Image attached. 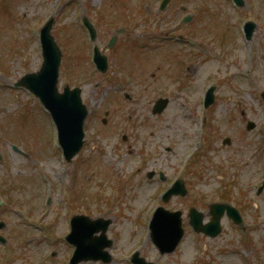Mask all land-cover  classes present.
<instances>
[{
  "label": "rangeland",
  "instance_id": "obj_1",
  "mask_svg": "<svg viewBox=\"0 0 264 264\" xmlns=\"http://www.w3.org/2000/svg\"><path fill=\"white\" fill-rule=\"evenodd\" d=\"M126 1L0 0V199L4 196L9 201L7 211L0 215L6 223L0 233L7 238L6 244L0 243V264L9 262L8 248L14 251L15 258L10 259L13 264H68L72 248L65 234L70 228L69 216L75 212L113 220L108 232L114 239L109 264H131L134 250H140L148 261L161 264L264 263V194L257 196L254 192L256 183L264 179V101L260 96L264 91V0H245L240 8L232 0H171L165 10L159 8L161 0H128L135 5L127 14L132 22L119 34L127 40H123L124 50L117 52L115 62L127 64L134 78L124 79L116 88L117 79L123 80L124 74L111 82L115 78L93 71L86 42L89 38L78 19L87 14L100 21L98 42L106 48L118 30L119 23L112 21L125 19L121 3ZM96 7L101 17L90 11H97ZM187 15H192L193 24L183 22ZM50 16L56 18L53 34L63 50L59 86L79 84L85 100L90 101L91 117L85 126L89 132L83 151L88 159L84 163L79 157L71 163L65 161L60 148H56L51 120L37 110L38 102L31 101L27 92L5 86L40 67L39 31ZM246 19L257 23L249 42L242 40L240 32ZM201 35H205V41ZM139 40L147 47H140ZM167 40H187L196 46L199 41L203 43V49L189 46L196 55L186 51L195 68L186 76L183 88L174 87V66L167 60L174 45L165 43ZM247 68L251 73L245 72ZM114 70L109 76H114ZM211 82L216 86L214 111L218 123L213 151L205 150V140L200 148L204 128L201 133L194 132L201 117V94ZM125 89L132 92V100L123 97ZM160 94L171 102L161 115L154 116L151 103ZM240 109L246 120L255 121V128L248 131L240 122ZM241 126L245 134L240 132ZM123 132L128 135L126 142L121 138ZM226 136L232 140L229 146L221 142ZM13 144L27 151V157L15 152ZM170 147L172 152L167 151ZM194 147L200 149L194 158L205 168L198 166L192 173L189 170L190 197L174 198L167 205L184 211L185 236L177 251L160 254L149 238L148 223L163 184L158 177L146 180L145 173L162 170L169 176L166 182L181 171L186 175V155ZM140 159L142 170L137 174ZM79 170L81 197L75 203ZM226 182L232 183L230 190L238 191L253 184L246 198L251 206L243 211L247 248L243 233L226 219L222 221L223 231L214 239L195 234L188 224L190 204L193 202L207 215V201L202 203L217 199ZM201 194L205 200L198 199ZM48 195L52 203L42 210L41 199L44 202ZM44 211L46 214L39 217ZM53 252L56 254L52 257Z\"/></svg>",
  "mask_w": 264,
  "mask_h": 264
},
{
  "label": "water",
  "instance_id": "obj_2",
  "mask_svg": "<svg viewBox=\"0 0 264 264\" xmlns=\"http://www.w3.org/2000/svg\"><path fill=\"white\" fill-rule=\"evenodd\" d=\"M51 23L52 22H49L42 30L45 55L44 68L38 75L25 77L21 83H27L52 111L58 124L60 142L67 159L70 160L80 150L83 143V121L86 116V109L80 102L78 90L70 91L67 87L64 94H58L57 92L56 84L60 51L56 46L54 38L50 35ZM250 27L253 29V24L250 23L248 26L249 34L252 32ZM113 41L114 40H112L111 44H113ZM98 56L100 55L97 51V62L105 69L107 66L105 57L100 56L99 59ZM162 102L164 107L165 101ZM162 108H159L157 111H161ZM173 193H185V189L182 188V182L180 180L168 191L165 199ZM221 211V208L216 207L214 209L213 222L205 227L200 225L201 216L195 214L193 224L196 226L197 230L203 229L208 233H212V235H216L220 231L219 219ZM193 212L196 211L192 210V213ZM180 215V211L171 213L163 208H159L155 213L154 220L151 224L152 237L162 252L172 251L182 237L183 229L181 227ZM108 223L109 220L91 222L84 217L74 218L73 233L68 237L69 240L77 245V251L72 263H77L81 259L90 257L103 258L106 261L110 260L109 254L102 250L104 246L110 245L111 243L106 239L105 233L98 238H93L92 236L89 237V235L84 236L82 232V226L87 228L93 227L92 230H89L90 232L99 229H103V232H105ZM135 261L138 264H152L146 263L144 259L137 258V255Z\"/></svg>",
  "mask_w": 264,
  "mask_h": 264
},
{
  "label": "flooded vegetation",
  "instance_id": "obj_3",
  "mask_svg": "<svg viewBox=\"0 0 264 264\" xmlns=\"http://www.w3.org/2000/svg\"><path fill=\"white\" fill-rule=\"evenodd\" d=\"M249 187H250V185L246 186V190H248Z\"/></svg>",
  "mask_w": 264,
  "mask_h": 264
}]
</instances>
